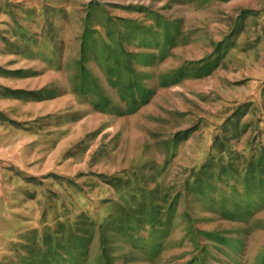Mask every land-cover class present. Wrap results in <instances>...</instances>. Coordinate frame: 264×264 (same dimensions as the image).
<instances>
[{
  "label": "rangeland",
  "instance_id": "1",
  "mask_svg": "<svg viewBox=\"0 0 264 264\" xmlns=\"http://www.w3.org/2000/svg\"><path fill=\"white\" fill-rule=\"evenodd\" d=\"M0 65V264H264V0H0Z\"/></svg>",
  "mask_w": 264,
  "mask_h": 264
},
{
  "label": "crops",
  "instance_id": "2",
  "mask_svg": "<svg viewBox=\"0 0 264 264\" xmlns=\"http://www.w3.org/2000/svg\"><path fill=\"white\" fill-rule=\"evenodd\" d=\"M33 47L35 48L37 46L33 45ZM3 49H4V47H3ZM3 53H5V52H3ZM35 54H36L35 52H32L30 54L29 58H32V60H34V61H37L36 59H39V58ZM5 55H10V57H9L10 62H13V61L21 62L22 60L26 59L25 57H27L25 54V46L21 45V44L19 46H17V48L14 50H8V53H6ZM5 69L3 67H1V65H0V73L5 74L7 76H10V78L15 79V80H20V79L24 80L27 77H29V78L37 77L36 73L28 72L25 67L8 66V68H5ZM4 71H6V72L4 73ZM34 71L36 72V70H34ZM38 75H39V73H38ZM8 86H9V84H8ZM10 88H12V87H10ZM16 88L21 89L18 87H16ZM23 89H24V87H23ZM34 92H35V90H34ZM56 96H58V95H56Z\"/></svg>",
  "mask_w": 264,
  "mask_h": 264
}]
</instances>
